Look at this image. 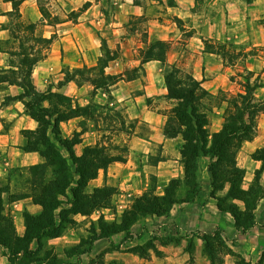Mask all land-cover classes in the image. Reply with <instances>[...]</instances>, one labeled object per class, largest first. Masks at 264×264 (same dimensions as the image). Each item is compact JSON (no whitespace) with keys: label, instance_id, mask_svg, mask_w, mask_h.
<instances>
[{"label":"crops","instance_id":"0c3cea01","mask_svg":"<svg viewBox=\"0 0 264 264\" xmlns=\"http://www.w3.org/2000/svg\"><path fill=\"white\" fill-rule=\"evenodd\" d=\"M15 1L19 2L20 16L15 13ZM196 2L176 0V5L167 6L171 15L183 20L192 31L182 48L172 37H158L171 43L166 59L142 64L140 48L144 46H135L128 36H120L130 27L133 16L145 14L144 7L134 0H0V73L17 69L15 60L23 35L28 34L26 26L35 24V35L50 38L52 43L45 58L34 66L33 82L40 91L54 83L52 91L70 98L73 107L99 103L100 90L104 88L95 90L92 84L79 85L75 81L59 88L57 83L64 79L65 68L97 66L103 54L100 34L108 39L111 49L118 50L107 73L144 67L135 77L125 76L111 87V93L128 99L127 110L143 126L139 125L126 140L124 160H114L100 169L85 188L88 194L111 189L106 203L88 214H72L73 222L61 235L44 239L41 254L51 245L63 250L58 254L63 264H239L243 260L264 264V163L255 156L264 148V111L258 117L257 133L244 139L236 153L238 166L245 170L241 188L250 190L259 176L255 225L247 230L227 207L235 204L245 211L246 202L228 196L229 181L222 188L215 187L210 155L199 157L192 182L181 153L183 136H172L166 130L169 113L177 104L168 97L166 83V75L174 66L201 81L216 99V103L206 105L211 139L223 129L232 97L245 92L249 72L251 82L260 83L254 100L264 101V0H209L201 9L195 8ZM79 11L77 17L72 16V12ZM154 30L149 27V35ZM206 41L227 45L243 54L229 62L222 54L207 50ZM87 87L92 91L89 99L82 101ZM23 92L16 83L0 81V211L10 219L17 236L26 234L27 212L39 215L43 211L33 197L35 176L30 169L42 166L48 180L53 176V167L40 151L24 148V131H36L39 121L29 113L27 98H19ZM7 97L14 99L7 101ZM44 104L50 106V100ZM99 128L95 119L78 114L60 122V136L68 139L79 133L81 141L74 148L80 156L87 145H105L98 135ZM60 150L69 156L63 145ZM173 182L175 202L168 214L150 213L140 216L128 229L121 227L124 214L138 199L147 194L163 197ZM223 198L226 205L221 207ZM101 221L109 227L107 235L95 240L91 252L68 257L66 249L87 239L93 230L102 232ZM37 246L35 239L32 247ZM0 264H11L7 248L1 244Z\"/></svg>","mask_w":264,"mask_h":264},{"label":"trees","instance_id":"16d2710c","mask_svg":"<svg viewBox=\"0 0 264 264\" xmlns=\"http://www.w3.org/2000/svg\"><path fill=\"white\" fill-rule=\"evenodd\" d=\"M156 1L166 3L168 6L176 5V0ZM134 3L143 5L142 0H134ZM88 5L89 3L85 4L81 8V12ZM15 10V13L20 16L19 2L16 1ZM79 14L80 11L72 12L74 17ZM146 18L145 15L133 16L129 22V26L132 27L131 31H134L139 23L146 21ZM175 20L177 23H183L179 17H175ZM181 29L185 30V27H181ZM26 30L28 34L23 35L24 41L21 42V49L17 52L18 59L15 60L17 69L1 72L0 81L18 84L24 89L19 98L32 100V102L26 100L25 104L29 113L39 121V128L36 131H24L26 136L24 148L27 151H40L48 164L53 167V176L48 180L42 166L31 168L35 177L39 176L36 170L41 169L43 172V181L35 180L33 191L34 200L43 206V211L39 215L26 213L27 231L24 236L14 234L12 222L4 217L0 211V244L7 248L11 264H63L49 259L46 256L47 252L41 254L44 239L61 235L65 228L73 222L72 214L91 213L95 207L106 202V195L110 193L111 189H98L93 194H88L85 192V188L91 179L97 177L100 169L107 167L114 160H124V156L109 153L107 146L103 144L87 145L84 147L82 155L79 156L74 148L75 144L81 141L79 133L68 139H63L60 136V122L62 120L78 114H87L96 120V111L105 105L93 103L87 106L78 104L77 107H73L70 98L52 91L54 83L46 91H40L33 82V69L47 55L52 39L36 36L35 24L26 26ZM191 33L192 31H188L189 35ZM100 36L103 54L100 56L97 66L65 68L64 79L57 83L59 88L70 81H75L79 85L89 83L94 86L95 90L104 88L111 93V87L125 76L133 78L139 69L144 70L143 65H141L117 74L107 73L106 68L110 61L118 57V50L111 49L108 39L101 34ZM141 40L145 43V46L140 48L142 64L154 59L161 61L166 59L167 52L171 47L169 41L162 38L150 41L148 28L144 30V37ZM206 49L222 54L225 58L228 56L229 62L233 61L234 56L242 55V52L236 49H232L228 54L223 53L217 47V43L209 41H206ZM251 75L252 72L246 75L245 92H240L232 97L224 127L215 132L212 139L207 128L209 116L204 100L211 98L213 94L203 86L201 81L190 73H183L176 66L166 75L168 97L177 100L176 106L169 115L166 130L172 136L178 134L183 136L184 143L181 153L186 164L187 176L193 182L199 157L209 154L211 158L209 169L213 174L215 187L222 188L225 182L229 181L231 186L228 196L241 198L246 202L245 211L240 210L235 204L227 205L244 230L255 225L254 209L256 200L260 195V184L259 176H257V182L250 190L241 188L245 170L238 166L236 153L244 139L255 136L258 130V117L264 111V101L256 102L254 100V91L260 83L259 81L252 83ZM54 97L63 99L67 106L59 102L50 106L44 104L47 99L52 102ZM11 99L14 98L7 97L6 100ZM60 106H64L65 109H60ZM210 140L212 141L209 145ZM60 145L67 149L68 157L62 154ZM255 156L264 163V148L260 149ZM174 184L176 182L169 186L167 194L163 197L147 194L138 199L133 207L124 214L121 227L128 229L140 216L150 213L168 214L175 202L172 195ZM197 189L198 186H195V191ZM1 193L0 187V210L3 209ZM62 197L67 201H64ZM220 202L221 207L226 205V198L221 199ZM101 228L100 234L93 230L87 239L66 249L67 256H80L91 252L95 240L107 235L109 231L107 223L103 221H101ZM35 239L38 246L33 248L32 243ZM239 264L248 263L243 260Z\"/></svg>","mask_w":264,"mask_h":264},{"label":"rangeland","instance_id":"374dc122","mask_svg":"<svg viewBox=\"0 0 264 264\" xmlns=\"http://www.w3.org/2000/svg\"><path fill=\"white\" fill-rule=\"evenodd\" d=\"M208 1L209 0L197 1L195 8L201 9L203 6H205L206 2ZM142 2H143L142 6L145 9L144 15L147 17L146 21L139 23L134 31H131L132 27H129L128 30L127 31L124 30L125 32L120 34V36L122 37H124L125 35L128 36L129 42L135 44V46H138V44H140L141 46H145V43L141 40L144 37V30L146 28L149 29V27H153V29L155 30L151 35H149L150 41L155 40L156 37L157 38L168 37L169 40L172 37L174 41L177 42V46L179 48H182V43L189 36L188 31H191L190 29H188V26H185V22L177 23L175 17H173L169 12V9L167 7L168 5L166 3L163 4L156 0H142ZM149 19H152V22H150ZM179 26L185 27L186 30H182L181 27ZM217 47L221 49L223 53H227V54L230 53L231 50L233 49L232 47L229 48L227 45L220 46L219 43H217ZM237 57L234 56L233 61ZM183 73H187V72L183 71ZM83 91L84 92L81 95V100L85 101V99H89V93H91L92 88L87 87ZM105 94L107 95L105 96ZM126 100L128 99H125L122 96H118L117 94L114 95L113 93H110L109 96V94L105 89L100 90V95L97 100L99 103L105 105L103 108H99L95 113V118H96L95 121L98 123L100 127L99 128L100 132L98 133V135H100L101 142L104 143L105 146H107L108 152L115 155H123V156L125 155V150L127 148L126 140L129 139L131 133H134L135 129L139 125H141L139 124V118H135L131 116L133 114L127 110L129 104L126 103ZM27 101L32 102V100L30 99H28ZM205 101L207 103L206 104L207 106L216 103V99L214 97L206 99ZM58 102L62 105H66V102H64V100L59 97L58 98L54 97V99H52V102L50 101L52 105H55V103ZM162 104L164 106L169 105L168 103L165 102H163ZM59 108L62 110L65 109L64 106H60ZM31 171L32 169H30V172ZM36 171L38 172L39 176H36L35 180L43 181L42 170L39 169V171L38 170ZM62 199L64 201H67L64 197H62ZM90 235L91 234H89V236ZM62 251L63 250L61 251L55 250V247L51 245L47 246V249L45 250V252H47L46 256L49 259L56 260L58 262H63V260L58 256V254H60ZM67 263L69 264L70 262Z\"/></svg>","mask_w":264,"mask_h":264}]
</instances>
